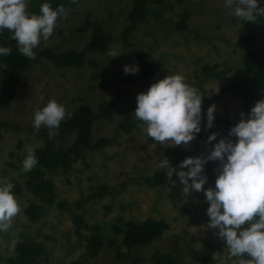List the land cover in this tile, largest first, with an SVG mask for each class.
<instances>
[{
    "label": "rangeland",
    "instance_id": "rangeland-1",
    "mask_svg": "<svg viewBox=\"0 0 264 264\" xmlns=\"http://www.w3.org/2000/svg\"><path fill=\"white\" fill-rule=\"evenodd\" d=\"M258 4L264 7V0H258ZM130 7L131 0H79L66 18L57 20L53 35L47 41L42 40L38 49L48 48L54 52L82 49L91 33L87 22L96 21L105 34L115 38L102 51L93 50L87 54L88 60L98 62V69L84 65L80 69L57 70L49 61L41 60L29 67L26 82L18 86L10 106L0 111L1 121L22 128L21 131L0 128V179L17 181L22 188L21 193L15 196L21 213L13 219L7 231H0V264H8L7 259L14 256V243L26 240L45 245L41 264L70 261H78L79 264H132L134 260L137 264H154L150 257L155 250L171 252L186 264H222V261H227L228 250L225 242L216 236L218 230L206 227L209 205L203 191H192L185 198L178 178L174 180V186L169 183L162 188H149L142 184V178L161 170L157 162L163 157L164 149L174 145L163 146L147 137L134 111L138 94L146 93L150 85L167 75L181 74L190 86H202L207 90L209 106L215 105L214 115L238 123L239 114L243 113L242 100L234 96L221 97L219 89L240 66L242 53L236 47V41L248 24L236 19L231 9L225 7L224 0H166L161 18L150 17L148 23L140 25L130 36V41L143 52L144 61L159 62L157 73L145 82L138 72L131 74L134 82L125 86L114 82L112 73L128 64L137 66L132 49L117 38ZM153 7L158 8L157 5ZM184 11L190 13L189 30L174 32L173 24ZM250 24L260 28L264 34V17ZM5 32L7 30L0 32V38ZM114 48L121 53L116 58L109 56L107 51ZM204 64H218V69L225 71L223 79L211 77L204 82L200 70ZM2 66L0 63V69ZM96 72L110 79L109 87L104 88L100 79L94 78ZM116 87L124 92V99L117 106L118 113L111 120H96L91 139L94 143L106 137L111 143L101 151H87L84 162L74 165L68 182L59 171L52 173L49 178L55 185L56 202L53 206H45L37 221H30L24 210L38 199L24 184L27 172L23 171L22 162L27 156V148L35 151L47 140L55 147L64 148L74 138L73 133L60 138L55 129L44 126L40 129L46 134L29 131L33 127L34 112L54 99L69 113L83 102L95 113L98 104L110 99ZM128 115L130 123L136 125L127 134L118 129V124ZM50 132L55 134L50 137ZM228 132H216L217 139L205 143L200 149H196V136L187 146H181L185 158L206 157L215 143L229 138ZM229 139L235 142V137ZM218 166V161L205 164V190L214 187V169ZM101 185L107 186L111 193L87 202V196ZM60 201L67 203L64 209L56 206ZM76 215L84 219L85 227L79 229V235L75 233L71 219ZM149 218L166 221L169 229L152 243L136 249L128 250L122 244V237L112 230L114 225L124 228L126 222H141ZM95 225L100 228L98 234L103 239L102 249L95 258L83 257L85 240L95 234L92 229ZM111 242L115 246L110 247ZM116 247L122 255L118 260Z\"/></svg>",
    "mask_w": 264,
    "mask_h": 264
},
{
    "label": "clouds",
    "instance_id": "clouds-1",
    "mask_svg": "<svg viewBox=\"0 0 264 264\" xmlns=\"http://www.w3.org/2000/svg\"><path fill=\"white\" fill-rule=\"evenodd\" d=\"M71 3L75 4L77 0H71ZM224 3L239 21L256 22L259 17H264V7L259 6L258 0H224ZM27 8V0H0V32H10L19 53L35 59L34 49L53 35L57 20L66 18L69 9L61 4L53 10L49 3H42L39 14H30ZM107 51L113 58L121 55L115 48ZM10 53L11 48L0 46V56ZM138 71L137 66L123 68L125 74ZM203 98L196 87L185 82L183 75H167L150 85L146 93L136 96L134 115L142 122L147 137L155 142L163 146H187L201 132ZM214 112L215 105L209 106L206 130L213 127ZM69 115L63 105L49 100L42 109L34 112L32 126L37 131L41 126L58 129ZM239 116V122L228 132V137H235V142L222 138L206 157L185 158L177 168L171 166L168 158L161 157L157 167L165 170L166 178L173 186L172 177L176 174L183 185L185 198L192 191H203L209 205L206 227L218 230L216 236L225 242L228 250L227 261L222 264H264V99L255 103L246 119L244 113ZM54 134L50 132L49 136ZM216 139L217 134L212 133L206 143ZM26 151L22 167L24 172H29L38 164V158L31 147ZM209 161H218L219 166L214 169V187L205 190L204 165ZM13 187L6 178L0 179V231H7L21 213L12 193Z\"/></svg>",
    "mask_w": 264,
    "mask_h": 264
},
{
    "label": "trees",
    "instance_id": "trees-1",
    "mask_svg": "<svg viewBox=\"0 0 264 264\" xmlns=\"http://www.w3.org/2000/svg\"><path fill=\"white\" fill-rule=\"evenodd\" d=\"M28 12L30 14H39L40 5L49 3L53 10L58 5H65L69 11L73 9L79 2L72 4L71 0H27ZM157 5L158 8H154ZM166 7V0H131V7L125 17V25L117 36L124 46L132 49V57L139 68V75L142 81L152 79L158 70L159 62L144 61L143 52L138 45L130 41V36L134 34L140 25L146 24L150 17L160 19L163 10ZM171 8V6H167ZM190 13L184 11L178 15V20L173 24L174 32H187L188 19ZM59 18L58 20H60ZM237 19V18H236ZM247 29L244 30L236 41V47L241 51L240 66L236 72L227 78L225 83L219 89V96H234L243 102V113L248 115L250 109L255 103L264 99V34L262 30L256 26H252L247 22ZM87 25L91 29L88 42L82 49H68L54 52L52 49H34L36 52L35 59H28L22 56L17 48L16 42L12 40L11 33L5 32L0 38V46L11 48L8 56H0V63L3 65L0 69V111L10 106L16 90L19 85L26 82V71L32 64H37L41 60L49 61L55 69H80L84 65H88L93 69H98L99 64L96 60H88L87 54L93 50L102 51L105 47L113 42L115 38L110 34H105L102 27L96 21H89ZM126 66H134L128 64ZM218 64H204L201 67V74L205 82L211 77L222 80L225 71L218 69ZM94 78L100 79V84L107 88L110 86V79L104 74L96 72ZM112 79L119 85H131L134 79L131 74H125L123 68L115 70L112 73ZM204 96L202 101L201 132L196 134V149H200L207 141V137L212 133L219 131H229L236 122H232L225 117L214 115L213 127L205 129L206 112L210 101L206 97L207 90L199 86L197 88ZM124 99V92L121 88L116 87L110 99L104 100L98 104L97 112H93L91 107L83 102L78 105L69 116L60 123L57 131L58 137L73 133L72 143L67 147H55L49 140L45 144L34 151L38 158V164L31 171L27 172L24 184L26 188L38 199V202L31 203L24 210L28 219L32 222L37 221L41 216L45 206H53L56 202L55 185L49 178L52 173L59 171L68 182L71 179V173L74 165L84 162L85 154L89 150L101 151L107 147L111 140L101 137L92 143V128L96 120H111L118 113L117 106ZM135 123H130V115L119 122L118 129L124 133H129ZM0 128H11L15 131H21L22 128L17 124L0 120ZM33 127L29 131H34ZM38 132L46 134L44 130L39 129ZM163 157L170 160L171 166H177L185 159L186 155L181 146L166 147L163 151ZM205 168V165H204ZM180 170V169H178ZM205 174V172H204ZM206 175V174H205ZM177 178L173 174L172 180ZM143 185L149 188H162L171 183L166 178L164 169L158 170L150 176L141 179ZM14 185L12 193L14 196L21 193V185L17 181H11ZM111 191L107 186L101 185L92 191L86 198L87 202H93L101 199L103 196L110 194ZM67 203L60 201L57 207L64 209ZM79 207L82 205H78ZM72 223L75 227V233L79 235V229L84 226L82 216H72ZM85 227V226H84ZM95 234L88 236L85 240L83 257L95 258L102 249L103 239L98 234L100 228L98 225L92 227ZM169 229V224L164 220L145 219L141 222L129 221L125 223L124 228L114 225L112 230L116 235L122 237V244L128 250L136 249L152 243ZM115 246L114 242L110 243V247ZM14 256L7 259L8 264H41L42 257L45 255V245L42 242L28 241L17 242L12 245ZM122 255L116 247V260ZM150 260L154 264H186L177 256L168 251L155 250ZM61 264H79L78 261H70ZM132 264H137L134 260Z\"/></svg>",
    "mask_w": 264,
    "mask_h": 264
}]
</instances>
